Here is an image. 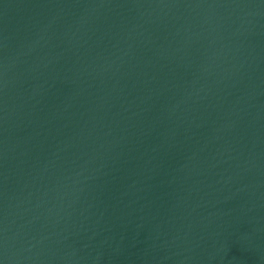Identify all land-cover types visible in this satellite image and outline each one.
I'll list each match as a JSON object with an SVG mask.
<instances>
[{"label": "water", "instance_id": "95a60500", "mask_svg": "<svg viewBox=\"0 0 264 264\" xmlns=\"http://www.w3.org/2000/svg\"><path fill=\"white\" fill-rule=\"evenodd\" d=\"M0 264H264V0H0Z\"/></svg>", "mask_w": 264, "mask_h": 264}]
</instances>
